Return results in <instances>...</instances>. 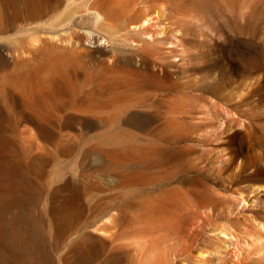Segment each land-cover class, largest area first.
Returning <instances> with one entry per match:
<instances>
[{
    "label": "rangeland",
    "instance_id": "obj_1",
    "mask_svg": "<svg viewBox=\"0 0 264 264\" xmlns=\"http://www.w3.org/2000/svg\"><path fill=\"white\" fill-rule=\"evenodd\" d=\"M89 1L47 0L37 14L22 10L8 18L0 0V45H14L31 32L83 40L89 31L103 36V54L82 57L74 81L87 89V97L100 100L67 101L54 116L56 125L47 124L50 140L26 123L15 129L9 124L16 123L21 107L2 96L4 90L15 92L6 79L15 65L0 53V131L9 140L31 139V133L39 138L32 137L39 156L33 176L39 189L32 199L36 210L46 216L50 189L65 179L73 182L83 205L80 220L60 235L51 255L60 257L91 232L107 240L98 257L123 250L135 259L159 250L167 257L174 248L169 264H264V0H136L125 17L110 22L86 10ZM154 9L157 14L145 28L125 24ZM139 51L166 68L167 86L160 89L132 74L129 89L113 90L111 82L120 80L100 76L102 66L122 55L132 60ZM64 112L89 122L60 126ZM111 137L135 146L129 166L95 154L96 148L116 146L106 144ZM2 149L0 160L9 155ZM137 169L147 182L122 180ZM165 190L176 195L168 200ZM220 225L225 235L215 233ZM209 240L217 246H207ZM199 246L204 257L197 255Z\"/></svg>",
    "mask_w": 264,
    "mask_h": 264
},
{
    "label": "bare ground",
    "instance_id": "obj_2",
    "mask_svg": "<svg viewBox=\"0 0 264 264\" xmlns=\"http://www.w3.org/2000/svg\"><path fill=\"white\" fill-rule=\"evenodd\" d=\"M46 1L4 0L3 7L8 18H16L22 10L37 14L45 6ZM134 4H136V0H91L86 4V10H91L96 19L110 22V20L125 17ZM155 14H157L155 9L153 12L143 11L135 14L136 16L133 18H131L132 16L129 17L125 24L132 28H141L154 20ZM102 37L94 31L86 33L84 40L71 34L60 36L45 32H31L25 38L15 40L14 45L10 42L0 45V53L3 59L9 64L15 65L14 71L6 77L15 92L11 93L4 90L2 96L6 97L13 105L21 107L19 111L15 110L19 114L16 123L8 120L9 124L15 129L16 124L26 123L29 130L38 133L42 140H50L51 132L47 124L56 125L55 119L57 117L54 116L63 110L62 107L67 101L72 99L99 101L100 99L87 97V89L81 90L77 82L74 81L80 74L82 57L103 54ZM142 52L139 51L132 56V60L128 58L129 56L124 57L122 54L120 59L112 58L111 61L107 57L109 60L102 66L103 73L100 76L109 78L111 81L114 78L117 81L120 80L119 83L117 82L118 85L111 82V88L117 92L134 83L131 78L132 74L139 76L144 81H151L155 86L163 89L168 84V71L149 58L151 53ZM92 88L96 89V87ZM99 88L101 87L99 86ZM60 117L58 120L60 126L61 124L81 126L89 122L86 117L69 112H64ZM38 136L31 133L29 137L31 139L21 141V137L20 140L19 138L9 140L0 131V147L6 149L9 154L6 158L4 157L5 159L0 160V264H88L91 262H97V264H169L167 257L168 254L170 255L176 250L174 248L166 252L167 257H164L165 250L163 253L160 250L156 251L154 255L143 254L146 257L136 259L131 256L129 250L109 251L104 257H98L100 254L99 247L101 249L102 246H105L107 240L91 232H84L63 255L53 257L51 253H54L53 250L56 251L58 248V241L56 240H59L60 235L76 223L81 216L83 205L75 198L74 192L77 191L73 189V182L70 179H65L59 185L53 186L52 190L50 189V204L46 210V216L43 215L45 213L42 214L36 210L35 204L37 203L34 204L32 199L39 194V189L33 176L36 174L35 169L38 166L35 168L34 161L39 156L36 155L37 153H33L38 145L32 141V137L39 139ZM119 143L120 139L117 137L108 138L106 144L116 146L107 149L96 148L95 154L110 160L114 164L128 165L130 160L128 158L134 153L135 146H124L119 145ZM25 155H28V161L24 163L23 157ZM122 180L136 184L145 183L148 178L137 169L129 171ZM167 191L165 190V198L168 200L176 195L173 191ZM206 197L207 200L204 201L207 202L210 199L207 194ZM47 223L51 226L50 240L45 232ZM215 233L225 235L226 231L220 225L215 228ZM217 243L216 240H209L206 245L216 247ZM178 244L180 245V243ZM97 247L98 249H96ZM195 249L198 256H205L204 247L199 246Z\"/></svg>",
    "mask_w": 264,
    "mask_h": 264
}]
</instances>
